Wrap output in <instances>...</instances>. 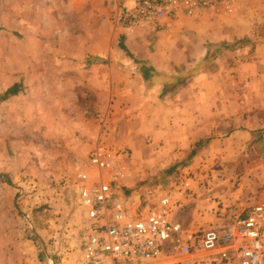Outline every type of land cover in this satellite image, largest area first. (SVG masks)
I'll return each mask as SVG.
<instances>
[{
  "label": "rangeland",
  "instance_id": "obj_1",
  "mask_svg": "<svg viewBox=\"0 0 264 264\" xmlns=\"http://www.w3.org/2000/svg\"><path fill=\"white\" fill-rule=\"evenodd\" d=\"M60 1L40 0V18L34 22L31 0H0V93L14 83L21 88L17 95L0 102V264H77L88 224L86 209L78 198V174L93 172L85 161L97 145L124 150L126 164L138 176L132 189L140 197L161 190L171 192V215L182 214L178 197L185 196L182 185L191 207L198 197L209 201L205 209L210 220L197 219L206 224L190 226L197 233L245 215L263 199V133L256 131L243 150L224 153L208 148L205 154L190 159L188 155L162 154L160 149L136 157L119 146L113 118L115 93L107 89L64 91L70 78L67 75L73 71L67 59L80 49L90 31L83 30L86 22L79 16L59 11L63 8ZM242 8L251 9L245 16L258 36L234 42L232 47L245 44L252 49L258 39L264 41V0H239L231 14L221 8L212 10L233 16L243 15ZM109 19L112 21V14ZM117 41L128 53L125 36L117 35ZM252 101L249 97L248 102ZM85 115L103 129L99 140L87 132L93 122L86 123L84 129H77L72 122ZM204 258L198 260L226 263L212 256L209 261ZM185 264L194 262L189 259Z\"/></svg>",
  "mask_w": 264,
  "mask_h": 264
},
{
  "label": "crops",
  "instance_id": "obj_2",
  "mask_svg": "<svg viewBox=\"0 0 264 264\" xmlns=\"http://www.w3.org/2000/svg\"><path fill=\"white\" fill-rule=\"evenodd\" d=\"M31 1L36 22L41 3ZM60 2L63 8L59 11L79 16L86 22L83 30L90 31L80 49L67 59L73 71L67 75L70 78L64 91L107 89L115 93L113 118L119 146L130 149L138 157L141 153L156 152L154 147L159 145L162 154L181 157L188 155L201 139L207 142L195 155L205 154L208 148L224 153L243 150L256 131L264 137V41L258 39L252 49L245 44L232 47L234 42L258 36L245 16L251 9L242 8L241 16H229L219 10L207 11L197 19L181 15L175 19V25L150 31L114 27L109 19L115 10L114 0ZM119 34L125 36L128 53L118 46ZM216 44L221 48L214 49ZM224 44L229 46L223 48ZM249 97L254 103L248 102ZM72 122L77 124V129L93 122L87 132L96 141L103 134V129L100 131L86 115L77 116ZM236 138L239 141L234 145ZM126 165L120 198L128 209L146 213L166 191L140 197L132 189L138 176ZM180 189L187 196L184 185ZM185 196L178 195L182 214L178 217L170 214V219L191 231L193 224H206L197 219L210 220L205 209L210 202L198 197L191 207ZM200 256L209 261L212 255L200 252L183 257L181 262L185 264L192 259L194 264H203L198 260Z\"/></svg>",
  "mask_w": 264,
  "mask_h": 264
},
{
  "label": "built area",
  "instance_id": "obj_3",
  "mask_svg": "<svg viewBox=\"0 0 264 264\" xmlns=\"http://www.w3.org/2000/svg\"><path fill=\"white\" fill-rule=\"evenodd\" d=\"M238 1L114 0L112 22L121 28L159 31L181 15L197 18L217 8L231 14ZM124 157L120 148L97 145L85 161L93 172L78 174V198L88 224L77 264H175L200 252L233 264H264V192L245 215L197 233L170 219L171 192L162 193L146 213L128 209L120 198L127 172Z\"/></svg>",
  "mask_w": 264,
  "mask_h": 264
},
{
  "label": "trees",
  "instance_id": "obj_4",
  "mask_svg": "<svg viewBox=\"0 0 264 264\" xmlns=\"http://www.w3.org/2000/svg\"><path fill=\"white\" fill-rule=\"evenodd\" d=\"M229 45L224 44L223 48H226ZM20 85L18 83H14L12 86H10L9 88H7L5 91H3L2 93H0V102L9 99L10 97L17 95L20 92ZM207 142V139H201L199 141H197L192 149L190 150L189 154H188V158L190 159L191 157H193L198 151L199 149H201ZM174 167H172L173 169Z\"/></svg>",
  "mask_w": 264,
  "mask_h": 264
}]
</instances>
